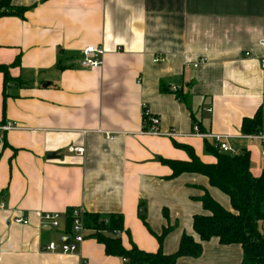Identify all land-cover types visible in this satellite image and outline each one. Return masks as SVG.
Segmentation results:
<instances>
[{"label":"crops","instance_id":"crops-1","mask_svg":"<svg viewBox=\"0 0 264 264\" xmlns=\"http://www.w3.org/2000/svg\"><path fill=\"white\" fill-rule=\"evenodd\" d=\"M10 7L27 9L0 17V64L10 65L6 85L0 72V125H16L0 132V264H127L90 230L76 252L46 249L73 240L75 208L121 214L127 250L155 254L170 226L164 254L178 250L184 233L200 241L193 216L209 212L198 198L207 190L233 211L230 199L205 175L171 177L161 161H189L178 143L216 162L206 144L221 153L217 143L193 135L195 126L226 137L236 152L249 150L253 175L262 174L264 140L253 136L264 135V122L250 136L243 121L259 111L264 118V0H10ZM89 45L103 47L102 66L81 65ZM145 111L159 134L145 132ZM43 213H60V226L40 227ZM21 216L30 223L14 221ZM242 258L239 244L213 238L201 256L177 264Z\"/></svg>","mask_w":264,"mask_h":264},{"label":"trees","instance_id":"trees-1","mask_svg":"<svg viewBox=\"0 0 264 264\" xmlns=\"http://www.w3.org/2000/svg\"><path fill=\"white\" fill-rule=\"evenodd\" d=\"M26 9H13L10 7V0H1L0 17L14 14L23 17ZM9 66L0 64L5 85L10 80ZM176 96L179 100H185L178 91ZM144 116L147 130L154 121L150 120L149 115ZM263 120L262 111L253 118L244 119L243 132L250 136L259 133ZM176 145L187 151L190 159H161L172 169L171 177L185 172L205 175L211 186L220 189L229 197L233 211L226 210L205 190L198 200L209 214L193 216V228L200 241L184 233L178 250L173 254H164L162 251L163 241L171 232V226L166 227L162 234L157 236L160 249L155 254L139 250L135 245L129 250L125 249L120 237L124 230L121 214H111L106 218L97 213H85L86 228L92 232L93 237L104 244L107 255L127 259V264H177L178 259L184 256L198 258L203 253V243L213 238L222 245L239 244L243 250L241 264H264V232L261 227L264 223V166L262 174L254 176L251 171V154L247 149L236 154L219 153L213 145L207 143L206 150L215 156L216 162L203 163L191 146L178 143ZM165 215H168L167 211ZM68 220L72 226L71 211L68 213Z\"/></svg>","mask_w":264,"mask_h":264},{"label":"built area","instance_id":"built-area-1","mask_svg":"<svg viewBox=\"0 0 264 264\" xmlns=\"http://www.w3.org/2000/svg\"><path fill=\"white\" fill-rule=\"evenodd\" d=\"M261 45L264 46V40L261 41ZM83 59L81 61V65L86 68H97L103 65L104 60V54L105 51L103 47L89 45L83 49ZM208 58L201 59L200 61L194 63V67L197 68L199 65L203 62H206ZM164 59L161 57H155L154 61L159 62L163 61ZM261 67L264 69V54L261 57ZM177 89H174L176 91ZM264 110V107H263ZM144 115H148V112H144ZM146 121V120H145ZM16 125L14 123H6L0 125V132H5L11 129H15ZM145 132L149 134H159V132L156 130V128L151 125L149 129L145 130ZM167 136H175L177 134L174 133V131H170L168 133H165ZM195 136L203 137V138H212L217 143V147L221 153H231L236 154L237 152L234 151L233 148H231L226 142L225 138L222 135H216V134H205L202 133L197 126L194 127V134ZM107 136L110 139H113L114 137L110 135V133H107ZM255 138L264 140V135L258 134L257 136H253ZM68 151L71 153H76L78 155H84L85 148L82 147H75L71 146L68 148ZM262 157L264 158V151H262ZM1 207L3 204L0 205ZM72 216V229L74 232L73 240H69L68 242H63L61 246L56 245L54 242H50L49 245L46 246V249L48 251H61L63 253H72L78 251L80 245L82 242L86 239V233L89 231L88 228H86L84 223V217H85V211L82 208H75L71 211ZM60 219L61 214L60 213H43L40 216V227L44 225H48L52 228L59 227L60 226ZM16 223H19L21 225H28L30 222L28 218L25 217H16L14 219ZM123 261H127V259H123Z\"/></svg>","mask_w":264,"mask_h":264},{"label":"water","instance_id":"water-1","mask_svg":"<svg viewBox=\"0 0 264 264\" xmlns=\"http://www.w3.org/2000/svg\"><path fill=\"white\" fill-rule=\"evenodd\" d=\"M48 156H49V157H55V154H49ZM140 213H141V214H144V209H142ZM67 241H68V240H67ZM67 241H66V242H67Z\"/></svg>","mask_w":264,"mask_h":264},{"label":"rangeland","instance_id":"rangeland-1","mask_svg":"<svg viewBox=\"0 0 264 264\" xmlns=\"http://www.w3.org/2000/svg\"><path fill=\"white\" fill-rule=\"evenodd\" d=\"M261 227H262V225H261Z\"/></svg>","mask_w":264,"mask_h":264}]
</instances>
